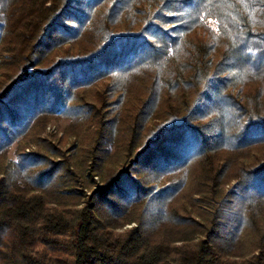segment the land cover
<instances>
[{"label": "trees", "instance_id": "1", "mask_svg": "<svg viewBox=\"0 0 264 264\" xmlns=\"http://www.w3.org/2000/svg\"><path fill=\"white\" fill-rule=\"evenodd\" d=\"M263 160L264 0H0L6 264H264Z\"/></svg>", "mask_w": 264, "mask_h": 264}, {"label": "rangeland", "instance_id": "2", "mask_svg": "<svg viewBox=\"0 0 264 264\" xmlns=\"http://www.w3.org/2000/svg\"><path fill=\"white\" fill-rule=\"evenodd\" d=\"M65 130V132H64ZM71 130L69 129V123L68 121H64V120H61L59 122H52L50 123L46 129H44V131L39 135L40 137V143L41 145L45 146V144H49V143H53L55 144L56 146L58 147H61L63 149L68 147L71 143H73V136L68 134ZM65 133V135H64ZM62 138L61 142H58V139ZM43 140L44 143H42L41 141ZM29 147L28 150H25L24 152L25 153H28L30 151H35L36 148L33 144H29ZM9 158H12V152H10V155H8ZM262 163H264V160L262 161ZM3 238V242H4V239L7 240L8 238L5 237V236H2ZM3 246L6 247V250L8 251V255L9 257L11 256V253L9 252V249H8V243L4 244ZM6 260L8 259H2L0 260V264H6Z\"/></svg>", "mask_w": 264, "mask_h": 264}]
</instances>
